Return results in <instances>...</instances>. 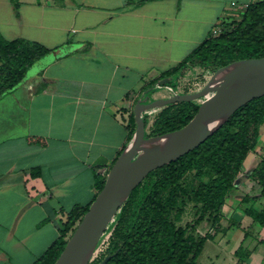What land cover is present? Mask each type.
I'll return each mask as SVG.
<instances>
[{
    "label": "crops",
    "instance_id": "crops-1",
    "mask_svg": "<svg viewBox=\"0 0 264 264\" xmlns=\"http://www.w3.org/2000/svg\"><path fill=\"white\" fill-rule=\"evenodd\" d=\"M234 1L253 0H18L17 13L0 0L4 38L58 48L0 99V264H32L57 239L68 209L92 200L136 102L162 92L150 83L219 21L239 18ZM260 139L235 180L238 202L250 195L264 204L249 178L264 157V124ZM235 203L226 200L223 232L205 242L197 264H264V226Z\"/></svg>",
    "mask_w": 264,
    "mask_h": 264
},
{
    "label": "trees",
    "instance_id": "trees-1",
    "mask_svg": "<svg viewBox=\"0 0 264 264\" xmlns=\"http://www.w3.org/2000/svg\"><path fill=\"white\" fill-rule=\"evenodd\" d=\"M11 1L17 13L18 0ZM219 23L226 26L220 35H210L176 66L154 79L150 87L165 78L169 82L162 86L173 85L175 78L190 67H210L214 72L237 60L264 57V0H253L240 18ZM57 49L24 38L7 40L0 33V99L24 81L30 66ZM199 105L195 100L161 108L153 119L148 137L184 127L196 115ZM145 112L142 116L146 123ZM263 124L264 96H261L240 107L198 147L152 170L117 211L114 224L107 227L101 237L111 233L106 251L90 264H99L107 255L111 257L106 264H197L205 242L223 232L224 205L237 191L235 180L242 172L248 154L259 145ZM135 129L132 111L126 124L125 142L108 172L131 142ZM36 140L45 143L42 139ZM31 172L39 173L40 169L34 168ZM189 174L195 179V187L191 190L185 182ZM249 178L260 187L264 198L263 156L249 173ZM105 180L106 176L97 177L95 194L89 203H77L66 212L57 239L32 264L56 262ZM258 200V196L245 195L237 208L264 226V204L258 205ZM189 203L193 204L195 217L181 225ZM200 227L206 230L204 234Z\"/></svg>",
    "mask_w": 264,
    "mask_h": 264
},
{
    "label": "water",
    "instance_id": "water-1",
    "mask_svg": "<svg viewBox=\"0 0 264 264\" xmlns=\"http://www.w3.org/2000/svg\"><path fill=\"white\" fill-rule=\"evenodd\" d=\"M248 64H256L262 68L255 77L240 80L244 67ZM221 78H227V86L215 88L216 82ZM168 82L169 79L165 78L159 81L157 87ZM261 96H264V57L237 60L218 68L205 86L196 92L174 93L170 97L153 100H150L149 96L141 97L133 110L136 129L131 142L111 166L103 188L77 224L54 264H90L95 258L107 226L129 198L132 190L152 170L171 163L198 147L240 107ZM200 98H203V101L196 115L184 127L160 136L146 135L143 112ZM154 142L155 148L147 153L144 147ZM110 257L111 255L105 256L99 264H106Z\"/></svg>",
    "mask_w": 264,
    "mask_h": 264
},
{
    "label": "rangeland",
    "instance_id": "rangeland-1",
    "mask_svg": "<svg viewBox=\"0 0 264 264\" xmlns=\"http://www.w3.org/2000/svg\"><path fill=\"white\" fill-rule=\"evenodd\" d=\"M239 18L241 15L238 16ZM72 33L69 34L71 36ZM213 74V71L211 70L210 67H195V68H187L186 70L182 71L176 78L175 81L173 82V85L177 87L179 90L185 93H190V92H196L202 89L205 84L207 83L208 79L211 77ZM161 81V80H160ZM161 91V90H160ZM150 92L149 93V98L150 100H153L154 97L160 96L159 98H167L170 97L171 94L168 93L167 91H162V92ZM218 90L214 91L215 93L218 92ZM156 99V98H154ZM197 103H201L203 101V98L197 99ZM161 110V108H153L145 112L146 117H147V122H146V135L149 133V129L153 123V119L155 118L156 114ZM259 144L262 145L261 139H259ZM259 146V145H258ZM257 146V147H258ZM252 168V167H251ZM251 170V169H249ZM108 171L105 172L104 176L107 177ZM186 182V187L188 189H193L195 187V179L193 177V174H189L188 177L185 179ZM234 194H231L228 199V201H236L235 206L239 204L238 200L233 198ZM257 203V202H256ZM259 205V203H257ZM75 205V204H74ZM72 205V207L74 206ZM70 207V209L72 208ZM68 209V210H70ZM183 219L181 221V225H185L187 222L193 221L194 219V209H193V204L189 203L186 211L184 212ZM239 213V212H238ZM241 213V212H240ZM114 219L111 220L109 225L107 227L111 228V226L114 224ZM110 233V232H109ZM107 233L104 238L109 235Z\"/></svg>",
    "mask_w": 264,
    "mask_h": 264
},
{
    "label": "built area",
    "instance_id": "built-area-1",
    "mask_svg": "<svg viewBox=\"0 0 264 264\" xmlns=\"http://www.w3.org/2000/svg\"><path fill=\"white\" fill-rule=\"evenodd\" d=\"M250 3H239V2H232L231 3V6L237 10V11H240V14H242L244 11H246V9L248 8ZM239 14V15H240ZM238 15V16H239ZM237 16V17H238ZM225 25H223L222 23H218L214 29L212 30V33L211 35L212 36H218L220 35L224 30H225ZM160 89H162L163 91H167L168 93L171 94V96L174 94V93H182L181 90H179L177 87L175 86H172V85H165V86H161L159 87ZM109 236L110 235H107L105 238L102 239V241L100 242L99 246H98V249H97V252L95 254V258L100 256L101 254H103L107 247H108V240H109ZM94 258V259H95Z\"/></svg>",
    "mask_w": 264,
    "mask_h": 264
},
{
    "label": "bare ground",
    "instance_id": "bare-ground-1",
    "mask_svg": "<svg viewBox=\"0 0 264 264\" xmlns=\"http://www.w3.org/2000/svg\"><path fill=\"white\" fill-rule=\"evenodd\" d=\"M261 66L256 64H248L244 67V70L240 76V80H246L255 77L261 70ZM228 84L227 78H221L219 79L216 84L215 88H225ZM156 146V143H148L144 148L147 153H150Z\"/></svg>",
    "mask_w": 264,
    "mask_h": 264
}]
</instances>
